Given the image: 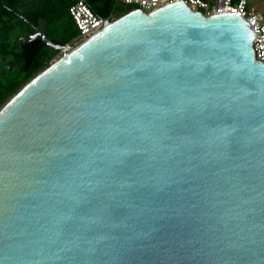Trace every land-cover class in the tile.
<instances>
[{
	"label": "water",
	"instance_id": "95a60500",
	"mask_svg": "<svg viewBox=\"0 0 264 264\" xmlns=\"http://www.w3.org/2000/svg\"><path fill=\"white\" fill-rule=\"evenodd\" d=\"M107 23L0 108V264H264L249 23L185 1Z\"/></svg>",
	"mask_w": 264,
	"mask_h": 264
},
{
	"label": "trees",
	"instance_id": "16d2710c",
	"mask_svg": "<svg viewBox=\"0 0 264 264\" xmlns=\"http://www.w3.org/2000/svg\"><path fill=\"white\" fill-rule=\"evenodd\" d=\"M77 0H0V108L62 54L39 34L45 32L55 45L65 46L78 36L69 15ZM99 15L112 7V0H85ZM130 8L125 7L121 14Z\"/></svg>",
	"mask_w": 264,
	"mask_h": 264
},
{
	"label": "built area",
	"instance_id": "2783aa9c",
	"mask_svg": "<svg viewBox=\"0 0 264 264\" xmlns=\"http://www.w3.org/2000/svg\"><path fill=\"white\" fill-rule=\"evenodd\" d=\"M123 6H128L131 10L141 9L144 12H151L157 8L168 4L185 1L191 9L201 11L209 16L221 13H234L243 17L255 35L252 44L256 53V59L264 63V18L248 9V0H215L214 5H210L206 0H116ZM125 14V13H123ZM114 9H110L105 15H99L85 0H77L69 7V15L78 29V36L60 50L63 55L67 51L103 29L119 16Z\"/></svg>",
	"mask_w": 264,
	"mask_h": 264
},
{
	"label": "rangeland",
	"instance_id": "374dc122",
	"mask_svg": "<svg viewBox=\"0 0 264 264\" xmlns=\"http://www.w3.org/2000/svg\"><path fill=\"white\" fill-rule=\"evenodd\" d=\"M210 5L215 4V0H206ZM248 9L256 14L261 15L264 18V0H248ZM120 2H117L116 0H112V7L111 9L115 10L116 15L121 14V10L125 9ZM62 56V55H61Z\"/></svg>",
	"mask_w": 264,
	"mask_h": 264
}]
</instances>
